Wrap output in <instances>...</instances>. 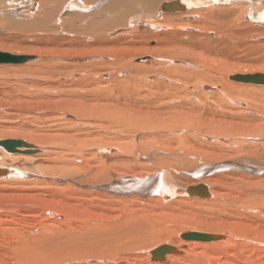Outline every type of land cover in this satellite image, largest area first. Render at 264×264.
<instances>
[{
    "label": "bare ground",
    "instance_id": "6f19581e",
    "mask_svg": "<svg viewBox=\"0 0 264 264\" xmlns=\"http://www.w3.org/2000/svg\"><path fill=\"white\" fill-rule=\"evenodd\" d=\"M7 10L0 264H264V0Z\"/></svg>",
    "mask_w": 264,
    "mask_h": 264
},
{
    "label": "rangeland",
    "instance_id": "374dc122",
    "mask_svg": "<svg viewBox=\"0 0 264 264\" xmlns=\"http://www.w3.org/2000/svg\"><path fill=\"white\" fill-rule=\"evenodd\" d=\"M9 11H10V9H8ZM8 10H7V12L5 11V13H2V12H0V27H1V29H0V33H2V34H8L9 35V31L7 30V29H9V28H11L10 27V25L9 24H7V21L9 22L11 19H12V16H10V15H13V13H8ZM4 15H5V17H4ZM10 17H9V16ZM4 18H2V17ZM8 18H9V20H8ZM2 21V22H1ZM4 21V22H3ZM8 31V32H7ZM14 33V32H13ZM13 36H18V35H13ZM21 38H25L24 37V35H22L21 36ZM20 38V40H21V42H24L23 41V39H21ZM17 41V40H16ZM240 47V46H239ZM239 47H236V49H238L239 51H238V53L236 52L235 54H233L232 56H230V57H228V59H233V60H235V58H237V60L238 61H245V60H247V59H249L250 57H260V55L258 54V53H256V54H254V53H251V54H249V52H248V50L247 49H244V47H240V48H242V50H240L239 49ZM209 52H211V53H209ZM207 51L206 53H205V55H207L206 57H207V59H209V60H211L212 58V60L211 61H213V63L212 64H215L216 63V60H218V59H221V60H223L224 59V57H225V59H226V57H227V55H224V53H223V51H222V54L219 52V51H215V50H211V51ZM19 54V53H18ZM208 54H210V56H212L211 57V59H210V56L208 55ZM243 54V55H242ZM150 56L151 57V55L150 54H148V53H145V54H142V55H139V56H137L138 58H140V57H143V56ZM251 55V56H250ZM208 56H209V58H208ZM220 56V57H219ZM223 56V57H222ZM249 56V57H248ZM224 59V60H225ZM241 59V60H240ZM258 60H261V59H259L258 58ZM210 61V62H211ZM1 65V64H0ZM3 65H6V66H8V67H15V65H21V64H3ZM13 65V66H12ZM181 178V179H180ZM179 179L181 180V181H185V183H187V184H190V183H193L194 181H191V179H193V178H190V177H187V176H185V175H182V176H179ZM80 222H82V219L80 220ZM198 229L200 230V232H202V233H206V232H208V233H210V234H220V233H218V232H214L213 230H204V229H202L201 227H198ZM25 230V229H24ZM198 230V231H199ZM186 233V232H185ZM95 235H96V233H95ZM192 240H195V241H202V242H204V241H208V240H201V239H192ZM211 240H213V239H211ZM216 240V239H215ZM163 245V244H162ZM161 244L157 247V248H159V247H161L162 246ZM164 245H168V244H164ZM185 247H187V245L185 246ZM156 248V249H157ZM156 249H154V250H156ZM233 253L234 254H239L238 253V250H232L231 251V249L230 248H228L227 249V251H224L223 252V254H221V256H222V258L223 259H225L226 257H230L231 255H233ZM61 254H63V253H61ZM64 254H67V253H64ZM165 254V253H164ZM229 254V255H228ZM231 254V255H230ZM239 255H241V254H239ZM163 258V257H162ZM162 258H158V259H156V260H162ZM179 264H181V263H179Z\"/></svg>",
    "mask_w": 264,
    "mask_h": 264
},
{
    "label": "water",
    "instance_id": "95a60500",
    "mask_svg": "<svg viewBox=\"0 0 264 264\" xmlns=\"http://www.w3.org/2000/svg\"><path fill=\"white\" fill-rule=\"evenodd\" d=\"M25 58H26V56L15 55V54H11L8 52H1L0 51V62H18V61H22ZM21 143L25 146L29 145L22 140H15V139H8V140L0 141V144L4 145L10 151H14L16 149V147L18 145H20ZM183 236L184 237L193 236L195 238H202V239H207V238L213 237L211 234H205L204 235V234L197 233V232L185 233ZM167 248H168L167 246L159 248L156 256L161 258L162 255L164 253H166V251H168Z\"/></svg>",
    "mask_w": 264,
    "mask_h": 264
}]
</instances>
